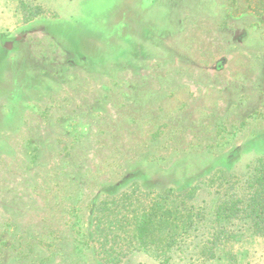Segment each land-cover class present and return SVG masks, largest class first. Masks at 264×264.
I'll return each instance as SVG.
<instances>
[{
  "label": "rangeland",
  "instance_id": "374dc122",
  "mask_svg": "<svg viewBox=\"0 0 264 264\" xmlns=\"http://www.w3.org/2000/svg\"><path fill=\"white\" fill-rule=\"evenodd\" d=\"M258 158L264 0H0V264H102L100 195ZM246 227L207 264H264Z\"/></svg>",
  "mask_w": 264,
  "mask_h": 264
},
{
  "label": "trees",
  "instance_id": "16d2710c",
  "mask_svg": "<svg viewBox=\"0 0 264 264\" xmlns=\"http://www.w3.org/2000/svg\"><path fill=\"white\" fill-rule=\"evenodd\" d=\"M91 220L102 264H121L133 252L160 264H207L237 225L264 238V158L211 170L178 190L105 192Z\"/></svg>",
  "mask_w": 264,
  "mask_h": 264
}]
</instances>
